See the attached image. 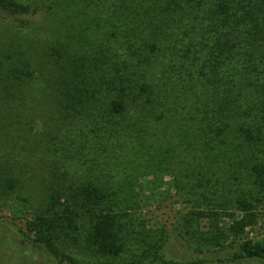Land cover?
<instances>
[{
  "label": "rangeland",
  "instance_id": "374dc122",
  "mask_svg": "<svg viewBox=\"0 0 264 264\" xmlns=\"http://www.w3.org/2000/svg\"><path fill=\"white\" fill-rule=\"evenodd\" d=\"M19 1L34 9L22 21L0 15V264H124L159 245L175 260L221 264L217 260L228 244L264 236V198H248L250 206L240 205L232 171L228 178L218 169L188 171L187 179L182 167L183 188L170 166L174 129L186 125L182 113L190 103L185 91L194 88L188 85L185 66L178 67L181 76L175 70L168 82L162 58L153 62L148 52L142 53L144 70L161 71L160 90L154 91L161 98L153 109L145 107L148 93L138 88L142 104H130L124 113H112L104 91L83 114L88 118L67 111L57 114L54 86L63 71L59 61L69 56L78 65L89 61L88 55L94 60L99 42L105 60L96 66L123 71L122 64L112 65L119 58L108 57L120 51L119 39L109 33L110 27L85 18L93 6ZM124 25L115 28L120 40V32L131 27ZM13 79H23L18 107ZM136 112L141 116L134 118L132 128ZM66 128L71 130L60 134ZM95 184L117 188L111 200L122 201L112 250L98 247L91 234L92 216L107 205L78 195L79 186ZM36 215L55 218L50 235L57 255L48 250L49 240L39 248L24 237L35 236L30 227Z\"/></svg>",
  "mask_w": 264,
  "mask_h": 264
},
{
  "label": "trees",
  "instance_id": "16d2710c",
  "mask_svg": "<svg viewBox=\"0 0 264 264\" xmlns=\"http://www.w3.org/2000/svg\"><path fill=\"white\" fill-rule=\"evenodd\" d=\"M70 2L93 6L92 13L85 18L92 24L110 27L109 33L119 39L115 41H118L120 51L113 50L108 57L119 58L112 65L122 64L123 71L110 72L96 66L105 60L99 42H96L98 58L94 60L88 55L89 61L76 65L70 62L69 56L64 57L58 63L63 70L61 78L54 86L55 106L60 109L57 114L67 111L88 118L83 114L89 112L87 109L95 105L97 95L104 91L107 100L111 101L112 113H124L127 106L142 100L143 97L137 95L138 88L148 93L143 101L145 107L153 109L161 98L154 93L160 90L158 75L161 71L156 67L144 70L140 66L142 53L148 52L153 62L157 61L156 57L162 58L166 66L163 77L168 82L176 76L174 71L178 67L185 66L188 85L194 88L185 91L190 103L188 110L182 113L187 116V120L184 119L186 125L180 127V131L174 129L176 140L172 146L175 151L170 162L180 186L184 188L182 180L186 176L188 179V171L193 174L218 169L227 173L225 178L230 175L228 171H232L237 184L234 193L240 205L250 206L251 203H246L248 198L263 199L264 0H67L63 5ZM33 10L19 0H0V15L6 19L22 21V16ZM161 15L162 19L159 18ZM121 24H125L123 27L131 25L120 32L123 40L115 30ZM137 25L141 26L140 30ZM173 34L175 39L171 43L169 36ZM182 74L178 70V75ZM140 78L143 81L138 83ZM17 81L13 79L11 86L18 107L20 97H23V79ZM139 116V112L132 114V128L134 118ZM70 130L66 128L60 134ZM182 167L187 169L186 176L181 173ZM79 187L78 195L93 196L99 205H107L103 212L92 216L91 234L98 247L112 250L116 225L120 222L116 211L122 201L116 198L112 201L111 196L118 189L105 184ZM58 210L53 213L55 216ZM54 219L36 215L30 227L35 236L24 237L39 248L49 240L46 243L48 250L57 255L50 235L55 226ZM228 246L217 262L264 260V236L240 238ZM206 262L209 261L201 258L172 259L159 245L124 264Z\"/></svg>",
  "mask_w": 264,
  "mask_h": 264
}]
</instances>
